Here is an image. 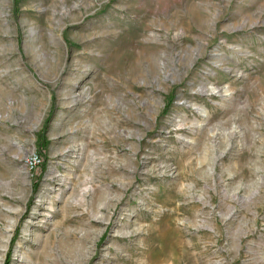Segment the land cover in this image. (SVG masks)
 <instances>
[{
	"label": "rangeland",
	"instance_id": "374dc122",
	"mask_svg": "<svg viewBox=\"0 0 264 264\" xmlns=\"http://www.w3.org/2000/svg\"><path fill=\"white\" fill-rule=\"evenodd\" d=\"M0 209L1 264H264V0H0Z\"/></svg>",
	"mask_w": 264,
	"mask_h": 264
},
{
	"label": "bare ground",
	"instance_id": "6f19581e",
	"mask_svg": "<svg viewBox=\"0 0 264 264\" xmlns=\"http://www.w3.org/2000/svg\"><path fill=\"white\" fill-rule=\"evenodd\" d=\"M202 112L203 113H206V110L205 109H203L202 110ZM10 208V207H9ZM8 208V209H9ZM10 212H11V214H10V216H9V221H10V229H12L13 228V226H14V224L16 223V217L12 214V212L14 213L15 211H17L18 210V208H10ZM0 212H1V209H0ZM9 215V214H8ZM0 256H1V253H0ZM1 264V263H0Z\"/></svg>",
	"mask_w": 264,
	"mask_h": 264
},
{
	"label": "trees",
	"instance_id": "16d2710c",
	"mask_svg": "<svg viewBox=\"0 0 264 264\" xmlns=\"http://www.w3.org/2000/svg\"><path fill=\"white\" fill-rule=\"evenodd\" d=\"M37 156H38V158H40L39 156H41L40 162H42V160L44 158V152H43V150H39V154ZM42 166H43V163H42Z\"/></svg>",
	"mask_w": 264,
	"mask_h": 264
},
{
	"label": "built area",
	"instance_id": "2783aa9c",
	"mask_svg": "<svg viewBox=\"0 0 264 264\" xmlns=\"http://www.w3.org/2000/svg\"><path fill=\"white\" fill-rule=\"evenodd\" d=\"M35 160H36V159H35ZM37 160H38V163H39V162H40V160L38 159V157H37ZM38 163H37V164H38ZM32 164H33V162H32Z\"/></svg>",
	"mask_w": 264,
	"mask_h": 264
}]
</instances>
